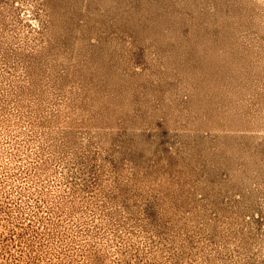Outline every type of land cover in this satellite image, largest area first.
I'll list each match as a JSON object with an SVG mask.
<instances>
[{"label": "rangeland", "instance_id": "1", "mask_svg": "<svg viewBox=\"0 0 264 264\" xmlns=\"http://www.w3.org/2000/svg\"><path fill=\"white\" fill-rule=\"evenodd\" d=\"M46 1L0 0V185L37 263L264 264V0H75L57 62Z\"/></svg>", "mask_w": 264, "mask_h": 264}, {"label": "bare ground", "instance_id": "2", "mask_svg": "<svg viewBox=\"0 0 264 264\" xmlns=\"http://www.w3.org/2000/svg\"><path fill=\"white\" fill-rule=\"evenodd\" d=\"M46 1V0H45ZM77 1V0H76ZM87 0H85L83 3H84V7H83V10H85L87 8V3H86ZM89 1V0H88ZM78 2V1H77ZM97 2V1H96ZM75 0H47L45 2V5L49 8L52 9L51 12H53V26L52 25H47L48 22H46L47 20V17H44L43 14H41L40 16H31L34 12L32 10H27L28 13L30 14V16H26V18H29L31 20H33V23L36 27V29H39L43 32V34L46 32V34H49L50 36H52V41H51V45L48 46L46 44L47 47L45 48H42V49H38L37 51L35 50V54L32 55L33 58H39V59H52V61H58V59H60L63 55H65V53L63 54L62 51H60L58 49V37H60L59 35V32L61 30V23H62V19H64L65 17L69 16V15H73L72 13H75L73 12V9L75 6ZM9 5V4H8ZM98 5V4H97ZM13 6V5H12ZM27 6V5H26ZM22 8V7H21ZM46 8V7H45ZM29 9V8H28ZM77 9V8H76ZM107 9V8H106ZM50 10V9H49ZM24 11V10H23ZM26 11V12H27ZM48 11V10H47ZM45 12V11H44ZM50 12V14H51ZM90 12V11H89ZM49 13V12H48ZM49 14V15H50ZM25 15V14H24ZM48 15V16H49ZM52 15V14H51ZM46 18V19H45ZM49 18V17H48ZM52 19V18H51ZM16 23V22H15ZM23 23V22H22ZM66 26V25H65ZM31 29V28H30ZM35 29V30H36ZM34 32V31H33ZM38 32V31H37ZM36 33V31H35ZM39 33V32H38ZM41 33V32H40ZM23 34V33H22ZM42 37V36H41ZM44 37V36H43ZM50 39V38H49ZM42 41V40H41ZM45 41H46V38H45ZM48 42V41H47ZM46 42V43H47ZM45 44V43H44ZM43 44V45H44ZM50 44V43H49ZM41 47V46H40ZM23 50V49H22ZM27 50V49H26ZM30 51V50H29ZM70 51H67L68 55L70 54ZM27 52V51H26ZM66 52V51H65ZM72 52V51H71ZM32 53V52H31ZM18 54V53H17ZM26 54V53H25ZM71 55V54H70ZM72 56V55H71ZM70 56V57H71ZM29 58V57H28ZM66 58V57H65ZM67 59V58H66ZM73 59V58H72ZM38 60V59H37ZM36 60V61H37ZM30 62V60H29ZM72 62V61H71ZM192 74V75H191ZM207 76H205V74H202L201 71L199 70L198 74H194V73H191L188 75V86L190 87V93H191V101L190 102H194L195 100L197 99H200L201 97H203V95L205 94V92H200L199 89L196 87L197 84L199 83L200 80L202 79H206ZM197 79V80H195ZM198 82V83H197ZM78 98V97H77ZM82 99V98H81ZM79 103V102H78ZM91 102H89L90 104ZM71 105V104H70ZM72 106V105H71ZM77 106V105H76ZM78 110V109H77ZM212 128H215V127H212ZM229 129V128H228ZM215 132V131H214ZM222 135H225V134H222ZM261 163V161H259ZM259 163V164H260ZM264 163V162H263ZM262 163V164H263ZM261 165V164H260ZM264 167V166H262ZM261 167V168H262ZM258 168V167H257ZM260 168V167H259ZM241 178H246V176L241 172V171H238L237 173L233 174V178L232 180L228 183H234V181H237ZM249 181H247V179H245V184H246V187H249ZM225 183V182H223ZM256 196H258V193L253 190V191H247L246 194H245V198L244 200L248 203H251L252 202H255L256 200ZM262 206V208L264 209V199H261L260 201V204L258 205L259 206ZM261 208H257L255 213H254V218L256 216H259L260 217H263L262 213H261ZM256 219V218H255ZM264 235V234H263Z\"/></svg>", "mask_w": 264, "mask_h": 264}, {"label": "built area", "instance_id": "3", "mask_svg": "<svg viewBox=\"0 0 264 264\" xmlns=\"http://www.w3.org/2000/svg\"><path fill=\"white\" fill-rule=\"evenodd\" d=\"M32 225L0 185V264H38Z\"/></svg>", "mask_w": 264, "mask_h": 264}]
</instances>
